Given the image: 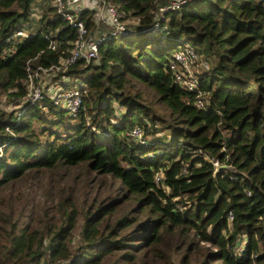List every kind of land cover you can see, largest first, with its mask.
I'll use <instances>...</instances> for the list:
<instances>
[{"label": "trees", "instance_id": "trees-1", "mask_svg": "<svg viewBox=\"0 0 264 264\" xmlns=\"http://www.w3.org/2000/svg\"><path fill=\"white\" fill-rule=\"evenodd\" d=\"M36 1L0 0V264H264V0H187L157 32L167 0H106L137 35L51 77L86 84L75 115L50 86L22 101L27 61L57 63L77 37L53 0L33 21ZM183 43L208 64L193 90L168 65Z\"/></svg>", "mask_w": 264, "mask_h": 264}, {"label": "built area", "instance_id": "built-area-1", "mask_svg": "<svg viewBox=\"0 0 264 264\" xmlns=\"http://www.w3.org/2000/svg\"><path fill=\"white\" fill-rule=\"evenodd\" d=\"M53 7L57 15L64 18L68 24L76 29L77 37L72 43L68 53L62 56L57 63L44 66L37 64L33 69L30 60L26 63L28 71L27 93L22 98L23 103H36L44 96L45 84L43 75L54 76L64 71L78 61L97 62L99 59V45L109 39L121 38L130 34L128 19L123 10L106 0H53ZM187 0H167L159 5L155 11L152 32L167 31L177 12L183 8ZM138 23V20H136ZM130 35L136 36L137 32ZM28 36V31L18 29L8 36L5 41L21 40ZM49 48L55 50V44ZM169 69L172 72L174 83L180 87L193 90L198 86L197 74L207 69L208 64L201 59L190 43H183L169 59ZM45 76V77H46ZM87 86L79 82L70 88L52 89V104L63 108L70 115H75L83 104V97L87 93ZM197 103L201 106V100ZM10 132V129L7 128ZM128 138L142 146L149 141L142 126L136 125L128 132ZM2 146H0V155ZM217 165V162H213ZM60 264V263H55Z\"/></svg>", "mask_w": 264, "mask_h": 264}, {"label": "rangeland", "instance_id": "rangeland-1", "mask_svg": "<svg viewBox=\"0 0 264 264\" xmlns=\"http://www.w3.org/2000/svg\"><path fill=\"white\" fill-rule=\"evenodd\" d=\"M45 4H46V2H44L43 0H37L33 4L32 9H31V12H30V18L33 21L38 20V18L41 16L42 10H43ZM50 4H51V6H53V2H50ZM127 25H128V27L130 29L135 28L136 19H129ZM45 76L46 75H43L44 79L42 80V82L45 84V86H50L49 90H51V91H52V89H56L57 87H56L55 83H54L53 86H51L52 83H53V81H54V79L51 78L52 76H46V77ZM0 102H1V104H3L4 103V100L1 99ZM119 110L122 111V109H119ZM170 132H171V129L170 128H166L164 130V133L167 134V135L170 134ZM159 136H160V134H159Z\"/></svg>", "mask_w": 264, "mask_h": 264}, {"label": "water", "instance_id": "water-1", "mask_svg": "<svg viewBox=\"0 0 264 264\" xmlns=\"http://www.w3.org/2000/svg\"><path fill=\"white\" fill-rule=\"evenodd\" d=\"M231 168V166L230 165H225V164H223V165H219V164H217L216 165V171H218V170H220V169H230ZM215 171V172H216Z\"/></svg>", "mask_w": 264, "mask_h": 264}]
</instances>
